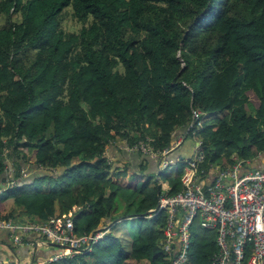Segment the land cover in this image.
<instances>
[{"label": "trees", "instance_id": "16d2710c", "mask_svg": "<svg viewBox=\"0 0 264 264\" xmlns=\"http://www.w3.org/2000/svg\"><path fill=\"white\" fill-rule=\"evenodd\" d=\"M67 8L77 32L61 25ZM0 15V187L8 167L13 179L28 171L0 190V220L44 223L78 206L76 234L111 224L91 251L51 264H168L165 213L149 212L159 185L137 181L150 159L120 143L150 138L161 150L196 112L187 138L206 170L232 155L264 167V0H0ZM125 218L138 220L127 249L111 234ZM201 229L190 264L216 252L214 231Z\"/></svg>", "mask_w": 264, "mask_h": 264}, {"label": "built area", "instance_id": "2783aa9c", "mask_svg": "<svg viewBox=\"0 0 264 264\" xmlns=\"http://www.w3.org/2000/svg\"><path fill=\"white\" fill-rule=\"evenodd\" d=\"M198 116L193 112L187 129L172 132L169 145L161 150L153 149L149 144L150 138L132 147H120L127 154L141 153L155 161L158 172L183 161L180 190L168 195V182H158L157 204L149 211L150 216L160 211L165 213L160 243L162 251L168 264H190L191 226L198 218L201 228L215 233L216 252L209 264H264V167L256 168L251 159H237L232 155L231 166L223 168L209 163L206 170V166H202L205 159L201 151L188 158L170 157L183 145L192 124L200 128L202 121ZM190 132L195 137V130ZM195 145H200V141ZM6 174L8 179L0 190L16 185L27 176L25 171H21L20 178L13 179L11 167L5 169ZM78 209V206H73L69 212L49 217L44 223L29 218L22 222L1 219L0 231L8 233L14 245H21L24 235L37 234L42 241L57 248L44 262L51 264L61 258L91 251L92 246L110 232L109 225L76 234L73 218ZM36 245L33 240L28 242L32 252Z\"/></svg>", "mask_w": 264, "mask_h": 264}, {"label": "crops", "instance_id": "0c3cea01", "mask_svg": "<svg viewBox=\"0 0 264 264\" xmlns=\"http://www.w3.org/2000/svg\"><path fill=\"white\" fill-rule=\"evenodd\" d=\"M120 146L123 148L122 143H120L117 146V149H120ZM193 146V139L185 140L184 144L177 150L176 154H173V157L178 156L186 158L191 156L194 153ZM111 152V154L115 156L118 150L114 149ZM262 164H264L263 161ZM156 167V162L150 159L148 171H156ZM136 233L137 231H133L132 237H134ZM126 235L128 236V239H132L130 236L131 234L126 232ZM27 240H33L35 243L37 242L36 249H33L34 253L31 252V247H29L27 244H24ZM24 243L21 245H14L11 243L8 233L5 231H0V263L44 264V262L57 251L56 247L42 241L40 236L33 233L26 235Z\"/></svg>", "mask_w": 264, "mask_h": 264}, {"label": "rangeland", "instance_id": "374dc122", "mask_svg": "<svg viewBox=\"0 0 264 264\" xmlns=\"http://www.w3.org/2000/svg\"><path fill=\"white\" fill-rule=\"evenodd\" d=\"M64 12L65 13L63 14V21L61 22L62 27L64 28V30L77 32V30L80 27V24L72 18L71 10L67 8L64 10ZM10 19L11 21H18L19 15L10 14ZM6 22H7L6 17H4L3 15H0V26L5 25ZM192 138H195V137H192ZM190 139L191 137L187 138V140H190ZM113 159L114 157L109 158V160L112 163H113ZM176 165L168 166L158 173L156 171H148L146 167L142 168V170L139 169L140 171H138L137 173V177H138L137 181L141 183H143L144 181H147L149 187H154L160 181H166L168 179H171L172 175L175 173L179 176V174L181 173V166L179 164L177 166ZM26 172L28 171L25 170V173ZM106 223L107 225H111L109 221H107ZM112 224L113 226L111 227V234L117 237L121 241V243L124 244V247H126L127 249L129 246V243H128V236L126 235V232L128 234H131L130 235L131 238H134L135 236L132 237V234H133V231H137L138 220L133 219V218H125V219H119L118 221H115ZM102 226L104 227L105 225H102ZM191 231L193 233H196V235H201L203 233V230L199 226L198 218L194 220L191 226Z\"/></svg>", "mask_w": 264, "mask_h": 264}]
</instances>
